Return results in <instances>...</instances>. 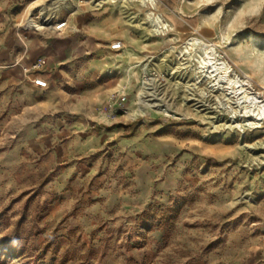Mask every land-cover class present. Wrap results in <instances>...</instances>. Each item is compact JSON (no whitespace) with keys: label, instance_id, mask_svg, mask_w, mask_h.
Wrapping results in <instances>:
<instances>
[{"label":"rangeland","instance_id":"rangeland-1","mask_svg":"<svg viewBox=\"0 0 264 264\" xmlns=\"http://www.w3.org/2000/svg\"><path fill=\"white\" fill-rule=\"evenodd\" d=\"M0 13L19 49L29 17L67 28L25 43L78 42L43 70L53 87L0 84V264H264V121L244 125L235 85L185 47L211 45L264 100V4L1 0Z\"/></svg>","mask_w":264,"mask_h":264},{"label":"crops","instance_id":"crops-1","mask_svg":"<svg viewBox=\"0 0 264 264\" xmlns=\"http://www.w3.org/2000/svg\"><path fill=\"white\" fill-rule=\"evenodd\" d=\"M0 14V84L5 87H14L19 95H24L26 92L31 94L35 92L41 93L42 89L34 86L32 83L33 74L28 73L26 70L35 61L41 58L47 59L45 69L53 68L54 59H56V61H63L66 57V52L77 48L78 42L76 35L57 38L53 40L51 46L49 47L42 38H39L35 35V33H33L27 43L23 41L25 47L20 42L21 48L19 49L18 46H13L9 43V41H7L10 30H12L11 21L3 13ZM90 29V33L94 37L102 38L108 35L106 30H98L94 27ZM82 31L89 33L85 28L82 29ZM62 34L63 33H59V35ZM26 49L29 51L26 52ZM50 50H54L56 54L54 55V58L51 56ZM126 53L120 54V59L130 60L132 58L131 53ZM42 76L46 79L47 85L50 88L57 82V80H54V76H45L43 71Z\"/></svg>","mask_w":264,"mask_h":264},{"label":"bare ground","instance_id":"bare-ground-1","mask_svg":"<svg viewBox=\"0 0 264 264\" xmlns=\"http://www.w3.org/2000/svg\"><path fill=\"white\" fill-rule=\"evenodd\" d=\"M150 3H153V0H150ZM32 19V18H31ZM30 20V18L28 19ZM42 25L43 21L41 20ZM35 26L40 25L36 24V22H32ZM201 45V49L203 50V54L199 57L198 61L201 67L204 69V73L207 78H213V80H223L227 85H235L233 87H227L229 90L225 95L235 97V107H239L243 109L242 117H247L251 120L245 119L246 122L244 125H251L255 122L264 121V100H259V97L256 95H251L250 92L248 95L245 93L246 89L243 86L246 84L243 82L235 71L231 68L227 61H218V59L214 60V51L211 45L197 39L190 38L186 42V48H192L195 45ZM231 73V77L230 76ZM250 83V82H248ZM218 84V81L217 83ZM250 85V84H249ZM247 88V87H246ZM248 89V88H247ZM243 93V94H242ZM242 94L241 96H239ZM234 107V108H235ZM236 111V109L234 110ZM239 114V112H238ZM252 126V125H251ZM250 126V127H251Z\"/></svg>","mask_w":264,"mask_h":264},{"label":"built area","instance_id":"built-area-1","mask_svg":"<svg viewBox=\"0 0 264 264\" xmlns=\"http://www.w3.org/2000/svg\"><path fill=\"white\" fill-rule=\"evenodd\" d=\"M30 19L33 17H29ZM40 20V19H39ZM37 20V21H39ZM43 21V25H40L39 27H35L33 25H31L29 23V20L26 22L27 25L25 24L24 27L17 25L15 27V35L17 36V38L21 41V43L24 46V40L26 39V35H24V31L27 29H33V30H38V29H46V30H50L53 31L57 34L59 33H63L64 30L67 28V19H61V20H56L53 21L50 18H44L41 19ZM25 47V46H24ZM122 48V43L120 40H115L114 42L109 44V49L110 50H120ZM47 65V59L46 58H41L38 59L37 61H35L26 71H34L32 72L33 74V79H32V83L34 86L38 87V88H46L47 87V82L46 79L42 76V71L45 69ZM145 77V76H144ZM150 80V77H145L144 80L141 81V84L144 86L148 85V82ZM125 95H121L118 99L117 102L119 104H123L125 101ZM125 109V108H123Z\"/></svg>","mask_w":264,"mask_h":264},{"label":"snow or ice","instance_id":"snow-or-ice-1","mask_svg":"<svg viewBox=\"0 0 264 264\" xmlns=\"http://www.w3.org/2000/svg\"><path fill=\"white\" fill-rule=\"evenodd\" d=\"M202 2L205 4V6H209L214 3V0H202ZM250 2L264 4V0H250Z\"/></svg>","mask_w":264,"mask_h":264}]
</instances>
